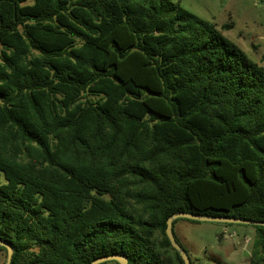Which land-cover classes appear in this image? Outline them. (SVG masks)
<instances>
[{
	"label": "trees",
	"instance_id": "trees-1",
	"mask_svg": "<svg viewBox=\"0 0 264 264\" xmlns=\"http://www.w3.org/2000/svg\"><path fill=\"white\" fill-rule=\"evenodd\" d=\"M232 27L174 0H0L11 264H185L173 214L264 221V66Z\"/></svg>",
	"mask_w": 264,
	"mask_h": 264
},
{
	"label": "rangeland",
	"instance_id": "rangeland-1",
	"mask_svg": "<svg viewBox=\"0 0 264 264\" xmlns=\"http://www.w3.org/2000/svg\"><path fill=\"white\" fill-rule=\"evenodd\" d=\"M174 1L218 27L232 23L231 29L224 30L225 36L264 66V0ZM173 228L192 264H249L255 239L252 225L178 218ZM6 259V250H1L0 264H5ZM99 264L118 263L108 260Z\"/></svg>",
	"mask_w": 264,
	"mask_h": 264
},
{
	"label": "water",
	"instance_id": "water-1",
	"mask_svg": "<svg viewBox=\"0 0 264 264\" xmlns=\"http://www.w3.org/2000/svg\"><path fill=\"white\" fill-rule=\"evenodd\" d=\"M178 218H186L190 220L196 221H214V222H222V223H241V224H249V225H263L264 221L255 220V219H247V218H236V217H228V216H210V215H202V214H193L189 212H177L170 216L167 220L166 234L171 241L172 246L179 251L185 264H192L191 260L185 251V249L180 245L177 241L176 236L174 234L173 221ZM0 245L4 246L7 249V259L5 264H11L14 248L12 244L9 242L0 239ZM108 260H115L119 264H129L128 257L124 254H111L108 256L100 257L90 264H99Z\"/></svg>",
	"mask_w": 264,
	"mask_h": 264
},
{
	"label": "crops",
	"instance_id": "crops-1",
	"mask_svg": "<svg viewBox=\"0 0 264 264\" xmlns=\"http://www.w3.org/2000/svg\"><path fill=\"white\" fill-rule=\"evenodd\" d=\"M251 254H249V256H250ZM210 264H216V262L215 261H213V262H211Z\"/></svg>",
	"mask_w": 264,
	"mask_h": 264
}]
</instances>
